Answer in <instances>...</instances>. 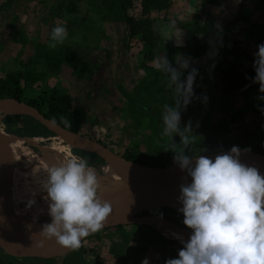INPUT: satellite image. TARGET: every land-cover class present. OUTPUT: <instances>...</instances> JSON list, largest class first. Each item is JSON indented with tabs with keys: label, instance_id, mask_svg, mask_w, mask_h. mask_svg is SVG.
I'll list each match as a JSON object with an SVG mask.
<instances>
[{
	"label": "rangeland",
	"instance_id": "1",
	"mask_svg": "<svg viewBox=\"0 0 264 264\" xmlns=\"http://www.w3.org/2000/svg\"><path fill=\"white\" fill-rule=\"evenodd\" d=\"M6 1L0 0V6ZM70 2L78 6L77 12L67 11ZM167 5L165 9L151 7L145 13L140 0H133L128 10V15L135 19L148 18L153 30L161 35L160 48L150 59L146 57L142 39L131 35L126 39V25L111 21L99 0H14L9 8L0 10V79L22 74L19 80L25 101L37 99L54 89L70 95L73 104L82 112L80 133L101 140L119 154L132 153L139 159L166 164L164 143L175 145L174 150L182 145L178 135L171 138L162 134L164 108L151 98V94L162 96L167 104H173L176 98L175 86H169V75L154 67L157 57L165 55L164 45L171 43L185 49L180 54L188 58L192 47L188 26L196 20L203 22L210 13L216 22L210 33L197 34L195 42L199 48L193 54V68L205 66L214 53L221 52L219 41L224 34L239 40L238 48L247 56L243 67L251 68L250 62L256 58L254 54L261 41L244 29L249 27L264 34V3L261 0H168ZM57 25L65 26L68 35L62 44L50 48L51 31ZM60 50H68L80 59L78 73L73 72L72 62L68 60L56 73L47 70L45 55ZM188 71L183 72L181 80L186 78ZM219 78L216 68L212 72L205 68L198 70L194 97L181 112V127L191 121L193 132L190 136L196 139L211 133L218 144L241 132H248L255 145L264 142V112L261 111L264 99H258L264 93L259 92V84L251 80L245 87L228 94L221 88ZM225 101L227 110L223 108ZM137 104L146 109L139 111ZM99 109L101 116L97 112ZM11 118L10 114H0V126ZM35 130L36 126L32 125L24 131L27 135L39 136L34 135ZM40 131L46 130L41 126ZM154 135L157 138H153ZM229 147L232 146L223 149ZM69 149V154L86 158L88 165L106 174L96 157L75 154ZM101 185L99 194L103 191ZM172 210L175 214L170 213V216L179 223L170 220L187 228L181 225V213ZM172 210L153 206L135 217L145 218L152 214L167 217L166 213ZM120 225L88 235L81 247L67 257V263L141 264L148 258L149 264H165L167 259L177 258L181 249L179 241L164 237L155 227L137 220ZM9 256L19 261L43 260L12 255L0 248V259Z\"/></svg>",
	"mask_w": 264,
	"mask_h": 264
},
{
	"label": "clouds",
	"instance_id": "2",
	"mask_svg": "<svg viewBox=\"0 0 264 264\" xmlns=\"http://www.w3.org/2000/svg\"><path fill=\"white\" fill-rule=\"evenodd\" d=\"M67 35L65 26H55L49 47L62 44ZM254 55L256 74L252 80L264 93V43L257 46ZM175 59L181 70L189 68L187 58ZM154 67L169 75V86L174 85L176 92L174 103L164 105L162 134L180 137L182 147L173 151V159L191 176V183L180 186L178 200L183 206L178 211L192 232L186 242L182 241L177 258L167 259L165 264H264V176L240 162L237 146L214 158L196 156L193 163V157L185 154L195 139L189 135L193 132L191 121L183 127L180 121L181 112L194 97L198 70L192 68L181 80L182 71L172 67L165 55L157 57ZM43 189L51 222L44 224L39 234L54 238L68 250L80 248L83 238L100 231L112 212L110 202L99 195L98 176L86 158L70 154L66 161L48 166ZM33 203L29 201V205ZM141 264H149L148 258Z\"/></svg>",
	"mask_w": 264,
	"mask_h": 264
},
{
	"label": "trees",
	"instance_id": "3",
	"mask_svg": "<svg viewBox=\"0 0 264 264\" xmlns=\"http://www.w3.org/2000/svg\"><path fill=\"white\" fill-rule=\"evenodd\" d=\"M168 0H140V3L144 7V12L147 13L148 9L151 7L156 9H165ZM210 1L211 0H206ZM14 0H7L4 4L0 6V10H5L13 4ZM100 4L106 11V16L113 22H122L127 21L130 26L131 37H140L144 42V49L147 53L146 57L152 59L155 55V50L160 48V39L161 35L157 30H153L151 27V21L148 18H138L135 19L128 15V10L132 7L133 0H99ZM264 3V0H261ZM66 9L69 13H75L78 10V6L74 2H70ZM216 18L212 16V14H208L203 22H199L196 20L192 26H188L189 34L192 38V47L189 50L187 56L188 58H194L193 54L198 50L199 46L196 44L195 39L197 34H208L210 33L215 25ZM243 30V29H242ZM240 29V31H242ZM232 32V30H231ZM244 32L252 37H256L261 43H264V34L261 32H256V30L252 28H245ZM239 40L237 38H230L226 34H224L219 41V47L221 49L220 53H214V56L211 57L205 66L203 67H196L195 69L200 70L202 68L207 69L208 71L212 72L213 69H218L220 72V86L223 90L230 94L234 90L241 89L245 87L255 76V69L253 67V62L251 63V68L243 67L244 59L247 58L245 56L244 51H240L238 48ZM165 55L169 59L170 63L173 64L176 61V57L180 53H184L183 48L175 47L171 43H167L164 45ZM183 51V52H182ZM46 68L51 73H56L59 71L60 66L64 63V61L68 60L72 62V69L74 73H78L79 71V62L80 59L77 58L72 52L68 50H60L58 53L53 55L46 54ZM23 75H16L10 74L5 79H0V97L3 96H11L13 98L23 100V88L20 85V77ZM143 88H146L143 86ZM250 88V87H248ZM151 98L158 102L160 105L163 106L167 104L162 96H155L151 94ZM34 106L40 108L43 112H45L50 118L55 120L60 125L76 132H80V126L82 121V112L75 106L72 102V98L70 95L66 93H62L57 89L52 90L49 94H42L37 99H33L30 101H26ZM172 105V104H169ZM225 110L228 109V104L225 101L223 105ZM13 116L12 114H10ZM68 121V124H65L64 121ZM7 123V122H6ZM36 126V130L34 131V135H43L48 136L50 135L47 131H40L41 125L31 120L27 127L29 126ZM26 127V128H27ZM208 133L206 136L202 138H196L194 142L185 149V154L190 155L192 157L197 155H202L206 153H213L218 152L225 148L227 145L237 146V147H245L260 153L264 154V142H259V144H253L252 140L248 137V132H241V135H234L227 138L225 142L218 144L217 140L214 139L213 135H209ZM22 136H32L27 135V131H23L21 133ZM99 140V139H98ZM101 141V140H100ZM164 143V142H163ZM175 145L170 142H165L163 145V155L167 160V163H152L149 162L147 159H139L138 157L134 156L132 153H124L121 154L127 159L136 161L141 164H147L151 166H167L169 164L176 163L174 162V155L173 151ZM182 147V146H181ZM178 150V149H177ZM73 153L80 154L84 156H92L85 152L79 151L77 149H72ZM96 162L100 164H105L102 159L95 158ZM165 210H172L171 208H165ZM166 211V212H167ZM180 212V211H179ZM175 214L173 210L169 213H166L167 217L176 221L174 216H170L171 214ZM181 216L183 218V213ZM20 216L29 217L24 214L19 213ZM31 218V217H29ZM33 220H37L35 218H31ZM42 221H49V220H42ZM181 224V223H180ZM185 226L184 224H181ZM121 225H117L116 228L120 227ZM187 227V226H185ZM188 228V227H187ZM109 229V228H106ZM190 229V228H188ZM191 230V229H190ZM157 234V232H154ZM166 241L171 242V240L166 239ZM180 247L182 248L184 244L179 242ZM0 248L4 250L1 246ZM6 251V250H4ZM72 250L70 253H72ZM67 254L61 260H38L34 259L35 261H19L16 257L9 256L7 259L2 258L0 259V264H68L67 257L70 255ZM35 258V257H33ZM26 259V258H25Z\"/></svg>",
	"mask_w": 264,
	"mask_h": 264
},
{
	"label": "water",
	"instance_id": "4",
	"mask_svg": "<svg viewBox=\"0 0 264 264\" xmlns=\"http://www.w3.org/2000/svg\"><path fill=\"white\" fill-rule=\"evenodd\" d=\"M126 25V39L131 35L130 27L127 21H122ZM184 59L183 55H178ZM189 68L181 70L175 61L172 67L178 71H188L194 66V59L187 58ZM196 68V67H194ZM15 111L12 118L3 126H0V145L22 136L21 133L26 129L31 120L38 122L44 130L51 136L58 138L63 144L71 149H77L96 158L102 159L117 174L118 179L113 182L110 188L99 194L102 199L107 200L112 205V212L106 220L102 229L114 227L120 224L133 221L119 220L121 211L125 208L132 189L135 187L143 196L150 200L154 207L171 208L177 210L183 205L178 200L180 195V186L188 184L182 179L175 167L177 163L167 166H151L141 164L130 160L109 148L102 141L84 135L80 132L72 131L55 120L50 118L40 108L25 100L14 98ZM43 136V135H39ZM48 137V136H44ZM241 155L239 160L246 166H252L258 169L259 173L264 176V154L245 147H239ZM231 147L220 150L217 155L229 152ZM210 154V153H206ZM203 155V154H202ZM199 156V155H197ZM194 156L193 158H195ZM14 170L13 163L9 164V175L5 182L0 198V229L7 232L14 238H18L26 242V245L43 253L42 257H35L43 260H61L72 250H68L60 246L54 238L45 239L39 232L40 228H34L29 222L25 221L20 214L12 207L9 200V190L12 181V172ZM179 226V225H178ZM181 230L186 229L179 226ZM186 230H189L188 228ZM86 238V237H85ZM83 238L82 241L85 239ZM23 257V256H22Z\"/></svg>",
	"mask_w": 264,
	"mask_h": 264
},
{
	"label": "bare ground",
	"instance_id": "5",
	"mask_svg": "<svg viewBox=\"0 0 264 264\" xmlns=\"http://www.w3.org/2000/svg\"><path fill=\"white\" fill-rule=\"evenodd\" d=\"M16 100L11 96L0 97V114H14ZM69 147L63 144L55 136H18L14 139L0 145V198L2 190L9 175V164L13 163L12 181L9 190V200L12 207L21 214L35 218L38 221L25 218L34 228L42 229L43 225L51 222L48 214V203L46 191L43 189V182L47 178V167L52 164H59L62 160L69 158ZM69 150H72L71 148ZM70 152V151H69ZM214 158L217 154H203ZM195 158H193V163ZM106 174H101L93 165L98 176V181L104 191L108 190L118 174L108 165L101 164ZM176 171L188 184L191 183V176L186 170H182L179 165L175 167ZM34 201L29 205V201ZM18 205V206H17ZM21 206V207H20ZM24 207V208H23ZM153 207L150 200L146 199L143 194L136 189L132 193L125 208L121 211L119 220L121 221H138L155 227L159 232L168 239L179 242H186L192 230H181L178 224L170 218L161 214H152L145 218H136V214ZM136 218V219H135ZM24 245L25 247L21 246ZM0 246L9 254L16 256L42 257L43 253L34 251L26 245V242L14 238L7 232L0 229Z\"/></svg>",
	"mask_w": 264,
	"mask_h": 264
},
{
	"label": "flooded vegetation",
	"instance_id": "6",
	"mask_svg": "<svg viewBox=\"0 0 264 264\" xmlns=\"http://www.w3.org/2000/svg\"><path fill=\"white\" fill-rule=\"evenodd\" d=\"M137 106H138L139 111H141V112L144 111V110L146 109L144 106H142V105H140V104H137ZM102 109H103V108H101V111H102ZM97 112H98L99 116L102 115V113H100V109H99ZM145 113H146V112H145ZM146 116L149 117L148 114H146ZM145 120H146V118H145ZM209 131H210V130H209ZM207 133H208V132H207ZM156 134H157V133H156ZM210 134H211V133H210ZM210 134H209V135H210ZM157 135H158V134H157ZM200 135H202V134H200ZM200 135H198V136L200 137ZM153 138H157V136L154 135ZM17 206H18V205H17ZM20 207H21V206H20ZM23 208H24V207H23ZM145 213L147 214V212H145ZM20 245L23 246V247H25V246L22 245V244H20Z\"/></svg>",
	"mask_w": 264,
	"mask_h": 264
}]
</instances>
